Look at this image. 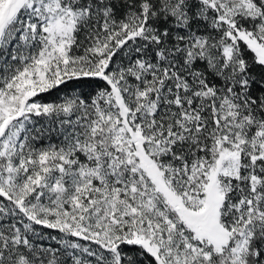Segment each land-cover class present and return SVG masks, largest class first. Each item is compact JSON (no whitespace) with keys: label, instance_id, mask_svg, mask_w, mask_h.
I'll list each match as a JSON object with an SVG mask.
<instances>
[{"label":"snow or ice","instance_id":"snow-or-ice-1","mask_svg":"<svg viewBox=\"0 0 264 264\" xmlns=\"http://www.w3.org/2000/svg\"><path fill=\"white\" fill-rule=\"evenodd\" d=\"M0 264H264V0H0Z\"/></svg>","mask_w":264,"mask_h":264}]
</instances>
